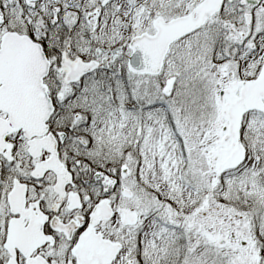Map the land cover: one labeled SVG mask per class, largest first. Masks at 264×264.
Returning a JSON list of instances; mask_svg holds the SVG:
<instances>
[{
    "label": "snow or ice",
    "instance_id": "6c2138e0",
    "mask_svg": "<svg viewBox=\"0 0 264 264\" xmlns=\"http://www.w3.org/2000/svg\"><path fill=\"white\" fill-rule=\"evenodd\" d=\"M0 264H264V0H0Z\"/></svg>",
    "mask_w": 264,
    "mask_h": 264
}]
</instances>
